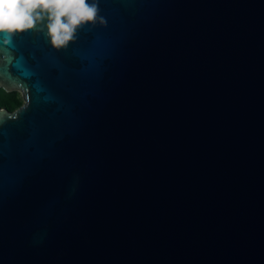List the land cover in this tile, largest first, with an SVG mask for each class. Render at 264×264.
<instances>
[{
    "label": "water",
    "instance_id": "1",
    "mask_svg": "<svg viewBox=\"0 0 264 264\" xmlns=\"http://www.w3.org/2000/svg\"><path fill=\"white\" fill-rule=\"evenodd\" d=\"M98 3L0 41V264H264V0Z\"/></svg>",
    "mask_w": 264,
    "mask_h": 264
},
{
    "label": "clouds",
    "instance_id": "2",
    "mask_svg": "<svg viewBox=\"0 0 264 264\" xmlns=\"http://www.w3.org/2000/svg\"><path fill=\"white\" fill-rule=\"evenodd\" d=\"M103 18L98 0H0V41L40 27L56 50L74 42L81 27Z\"/></svg>",
    "mask_w": 264,
    "mask_h": 264
},
{
    "label": "trees",
    "instance_id": "3",
    "mask_svg": "<svg viewBox=\"0 0 264 264\" xmlns=\"http://www.w3.org/2000/svg\"><path fill=\"white\" fill-rule=\"evenodd\" d=\"M23 103V99L19 96L18 91H5L0 86V105L7 107L10 110L17 108Z\"/></svg>",
    "mask_w": 264,
    "mask_h": 264
},
{
    "label": "rangeland",
    "instance_id": "4",
    "mask_svg": "<svg viewBox=\"0 0 264 264\" xmlns=\"http://www.w3.org/2000/svg\"><path fill=\"white\" fill-rule=\"evenodd\" d=\"M16 91H18L19 96L23 99V97L20 94V91L19 90H16ZM23 101H24V99H23Z\"/></svg>",
    "mask_w": 264,
    "mask_h": 264
}]
</instances>
